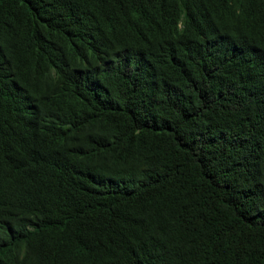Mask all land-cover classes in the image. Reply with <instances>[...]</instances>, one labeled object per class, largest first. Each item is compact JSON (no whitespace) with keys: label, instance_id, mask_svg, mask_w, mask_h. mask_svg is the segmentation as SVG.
Segmentation results:
<instances>
[{"label":"trees","instance_id":"obj_1","mask_svg":"<svg viewBox=\"0 0 264 264\" xmlns=\"http://www.w3.org/2000/svg\"><path fill=\"white\" fill-rule=\"evenodd\" d=\"M69 1L0 0V264H264V0Z\"/></svg>","mask_w":264,"mask_h":264},{"label":"clouds","instance_id":"obj_2","mask_svg":"<svg viewBox=\"0 0 264 264\" xmlns=\"http://www.w3.org/2000/svg\"><path fill=\"white\" fill-rule=\"evenodd\" d=\"M62 4L64 7L62 14L66 15L74 26L78 28L81 27L82 23L79 21L82 19L76 17V14H78L79 11L72 7L69 0H64ZM103 26L104 25L100 22L98 34L94 35L96 38V44L92 52L97 53L99 51H106L110 47L114 46L115 42H118L116 36H113L109 32H102ZM141 40L143 42L142 44L146 46L148 41H144L142 38ZM130 46L132 47L139 45ZM130 46L126 47L129 48ZM120 55H124V50H119L115 47L114 52L111 53V57H118ZM13 202L14 197L7 198L6 202L0 201V208L4 211V213H6V215H8V217H0V229L8 228V226L10 228L8 236L6 237V249L13 256L18 257L19 259H23L24 256L28 254L32 255L34 258H44V254L40 252V248H38L35 237L28 235L32 230V227L28 224H25V221H20L19 224L16 223V207H14ZM6 222L8 223L5 224ZM0 239L2 241V234H0ZM0 260L2 262V254H0Z\"/></svg>","mask_w":264,"mask_h":264}]
</instances>
